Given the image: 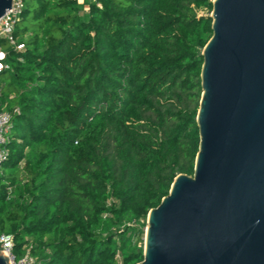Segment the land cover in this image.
<instances>
[{"label":"trees","instance_id":"trees-1","mask_svg":"<svg viewBox=\"0 0 264 264\" xmlns=\"http://www.w3.org/2000/svg\"><path fill=\"white\" fill-rule=\"evenodd\" d=\"M212 2L23 0V49L0 38V236L17 260H144L149 212L194 174Z\"/></svg>","mask_w":264,"mask_h":264},{"label":"water","instance_id":"water-1","mask_svg":"<svg viewBox=\"0 0 264 264\" xmlns=\"http://www.w3.org/2000/svg\"><path fill=\"white\" fill-rule=\"evenodd\" d=\"M210 18L194 174L149 212L139 264H264V0H213Z\"/></svg>","mask_w":264,"mask_h":264},{"label":"built area","instance_id":"built-area-1","mask_svg":"<svg viewBox=\"0 0 264 264\" xmlns=\"http://www.w3.org/2000/svg\"><path fill=\"white\" fill-rule=\"evenodd\" d=\"M24 7L23 0H13L12 7L8 10L4 17L0 19V38H5L8 42L15 46L16 49L22 50V45H16L14 38V27L18 21ZM6 59V53L0 49V71L7 68L4 61ZM11 126V116L5 110L0 111V162H2L7 151L3 148L6 135ZM14 243L13 238L10 235L0 236V251L9 258L11 264H35V260L27 253L23 258L17 260L13 253Z\"/></svg>","mask_w":264,"mask_h":264},{"label":"rangeland","instance_id":"rangeland-1","mask_svg":"<svg viewBox=\"0 0 264 264\" xmlns=\"http://www.w3.org/2000/svg\"><path fill=\"white\" fill-rule=\"evenodd\" d=\"M79 2L81 3V4H83L84 3V0H79ZM86 10H88V8H86ZM210 14L211 13H209L208 11H201V12H199V15L200 16H209L210 17ZM145 238V237H144ZM143 246H144V243H143Z\"/></svg>","mask_w":264,"mask_h":264}]
</instances>
